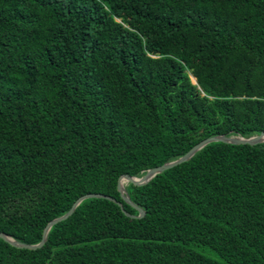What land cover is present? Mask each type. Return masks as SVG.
Segmentation results:
<instances>
[{"label":"trees","instance_id":"1","mask_svg":"<svg viewBox=\"0 0 264 264\" xmlns=\"http://www.w3.org/2000/svg\"><path fill=\"white\" fill-rule=\"evenodd\" d=\"M263 132L264 0H0L7 236L38 245L91 194L139 216L122 176ZM127 191L145 217L88 199L42 249L0 239V264H264V144L212 143Z\"/></svg>","mask_w":264,"mask_h":264},{"label":"water","instance_id":"2","mask_svg":"<svg viewBox=\"0 0 264 264\" xmlns=\"http://www.w3.org/2000/svg\"><path fill=\"white\" fill-rule=\"evenodd\" d=\"M195 83L196 80L194 79ZM212 143H225V144H229V145H250V146H258L261 144H264V132L261 133L260 135L257 136H253L250 138H244V137H228L225 135H221V136H216V137H212L209 139L204 140L203 142H201L200 144H198L197 146H195L191 151H189L186 155H184L183 157H181L180 159L173 161V162H169L163 166L148 170L142 177H135V176H122L119 180V184H118V190L121 193V197L122 199L129 205H131L133 208H135L138 212H139V216H132L129 213L125 212L124 207L122 205L121 202H118L115 198L110 197V196H105V195H101V194H91V195H86L82 198H80L72 207V209L64 216L57 218L55 220H53L52 222H50L48 224V226L45 229L44 235H43V239L41 241V243H39L38 245H29V244H24L21 243L9 236H7L6 234L0 232V239L8 242L9 244H11L12 246L19 248V249H27V250H32V251H36L39 249H42L46 243L48 242V237H49V233L51 232V230L53 229V227L57 226L58 224L67 221L71 216L74 215V213L76 212V210L79 208V206L86 200L88 199H92V198H98V199H107L110 200L116 204H118L126 213V215L128 217L131 218H137V219H141L143 217H145L146 212L145 210H143L142 208H140L139 206H137L131 199V197L128 194L127 191V187L134 185L136 187H142L145 186L147 184H149L153 179H155L157 176L163 174L164 172L173 169L175 167H178L184 163H187L189 161H191L196 155L197 153H199L200 151H202L205 147H207L208 145L212 144Z\"/></svg>","mask_w":264,"mask_h":264},{"label":"rangeland","instance_id":"3","mask_svg":"<svg viewBox=\"0 0 264 264\" xmlns=\"http://www.w3.org/2000/svg\"><path fill=\"white\" fill-rule=\"evenodd\" d=\"M194 82H195V81H194ZM203 252H204L205 254H207V255L213 256L212 253L209 252V251H207V250H204Z\"/></svg>","mask_w":264,"mask_h":264}]
</instances>
